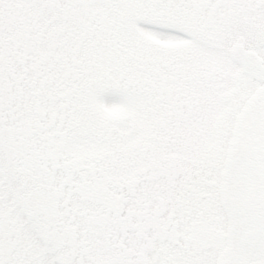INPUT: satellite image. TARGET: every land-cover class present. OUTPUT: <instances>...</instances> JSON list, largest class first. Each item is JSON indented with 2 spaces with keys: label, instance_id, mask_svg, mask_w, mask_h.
I'll return each instance as SVG.
<instances>
[{
  "label": "snow or ice",
  "instance_id": "obj_1",
  "mask_svg": "<svg viewBox=\"0 0 264 264\" xmlns=\"http://www.w3.org/2000/svg\"><path fill=\"white\" fill-rule=\"evenodd\" d=\"M0 264H264V0H0Z\"/></svg>",
  "mask_w": 264,
  "mask_h": 264
},
{
  "label": "rangeland",
  "instance_id": "obj_2",
  "mask_svg": "<svg viewBox=\"0 0 264 264\" xmlns=\"http://www.w3.org/2000/svg\"><path fill=\"white\" fill-rule=\"evenodd\" d=\"M105 98H106V99H112L113 97H111V96L108 95V94H105Z\"/></svg>",
  "mask_w": 264,
  "mask_h": 264
}]
</instances>
